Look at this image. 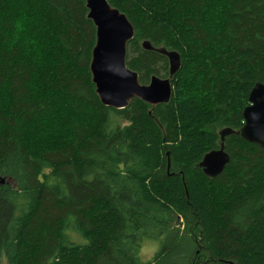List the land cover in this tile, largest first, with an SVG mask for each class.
Returning <instances> with one entry per match:
<instances>
[{
  "label": "trees",
  "instance_id": "obj_1",
  "mask_svg": "<svg viewBox=\"0 0 264 264\" xmlns=\"http://www.w3.org/2000/svg\"><path fill=\"white\" fill-rule=\"evenodd\" d=\"M107 1L140 83L169 77L145 41L180 55L169 103H101L86 0H0V264H264V148L238 133L264 0Z\"/></svg>",
  "mask_w": 264,
  "mask_h": 264
},
{
  "label": "water",
  "instance_id": "obj_2",
  "mask_svg": "<svg viewBox=\"0 0 264 264\" xmlns=\"http://www.w3.org/2000/svg\"><path fill=\"white\" fill-rule=\"evenodd\" d=\"M86 4L88 18L96 27V44L90 70L101 103L115 110L126 108L134 99L153 108L169 103L172 96L171 79L181 67L180 55L163 48L154 49L145 41V50H155L168 58L169 77L153 76L148 84L140 83L138 74L126 64L127 46L135 35L131 22L107 0H86ZM249 102L250 105L243 112L244 125L238 133L245 141L264 148V83L253 87ZM233 133L236 132L223 130L220 134L222 141ZM228 162L229 156L222 147L207 154L200 167L205 175L214 178L224 170Z\"/></svg>",
  "mask_w": 264,
  "mask_h": 264
},
{
  "label": "rangeland",
  "instance_id": "obj_3",
  "mask_svg": "<svg viewBox=\"0 0 264 264\" xmlns=\"http://www.w3.org/2000/svg\"><path fill=\"white\" fill-rule=\"evenodd\" d=\"M143 254H144V252H143Z\"/></svg>",
  "mask_w": 264,
  "mask_h": 264
}]
</instances>
